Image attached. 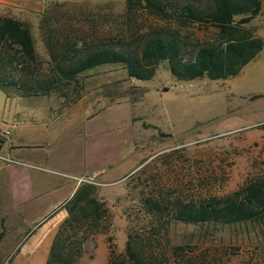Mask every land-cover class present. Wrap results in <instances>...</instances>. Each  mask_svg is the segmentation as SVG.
Returning a JSON list of instances; mask_svg holds the SVG:
<instances>
[{
	"label": "rangeland",
	"instance_id": "1",
	"mask_svg": "<svg viewBox=\"0 0 264 264\" xmlns=\"http://www.w3.org/2000/svg\"><path fill=\"white\" fill-rule=\"evenodd\" d=\"M159 1L168 15L142 4L126 6L124 0H0V16L25 24L43 73L45 28L59 39L96 42L117 36L130 40L149 29L175 31L185 43L182 51L216 38L213 26L185 21L179 14L181 6H202L203 0ZM238 26L243 34L258 37L261 48L231 77L176 79L165 61L143 80L129 77L119 63L75 76L84 113L96 115L102 126L110 112L108 124H124L132 131L130 140L118 144L116 138L109 146L114 166L88 178L82 171L71 191L64 183L75 182L66 178L78 168L77 158L74 169L47 163L46 171L57 169L60 175H47L46 216L20 238L3 242L1 264H56L62 253L65 264H105L112 258L129 264L115 257H127L126 242L151 264H264V217L229 224L175 219L180 200L223 197L247 179L264 176V14ZM59 99V91H51L16 101L0 89V117L9 104L40 108ZM122 99L127 108L113 115ZM128 147L130 159L117 164V155ZM58 157L63 159L62 150Z\"/></svg>",
	"mask_w": 264,
	"mask_h": 264
},
{
	"label": "trees",
	"instance_id": "2",
	"mask_svg": "<svg viewBox=\"0 0 264 264\" xmlns=\"http://www.w3.org/2000/svg\"><path fill=\"white\" fill-rule=\"evenodd\" d=\"M261 1L203 0L202 6H181L179 14L185 21L205 22L217 30L216 38L193 43L189 51L181 50L185 43L175 31L149 29L135 32L130 40L117 36L97 42L75 36L59 39L54 31H48L44 46L46 59L42 60L46 64L45 73L40 70L42 62L36 60L37 53L25 24L11 16H0V89L5 96L45 95L68 84L78 73L105 63H119L129 77L141 80L150 78L163 61L176 79L234 76L261 48L258 37L243 34L238 26L256 14H264ZM124 2L126 6L142 4L157 14L168 15L159 0ZM235 16H239L236 21ZM180 201L174 207L175 219L187 224H229L259 219L264 217V176L247 179L223 197ZM125 254L127 257L124 254L115 257H123L129 264H151L142 255L139 258L127 242ZM65 259L62 253L56 264H65ZM105 264H122V260L112 258Z\"/></svg>",
	"mask_w": 264,
	"mask_h": 264
},
{
	"label": "crops",
	"instance_id": "3",
	"mask_svg": "<svg viewBox=\"0 0 264 264\" xmlns=\"http://www.w3.org/2000/svg\"><path fill=\"white\" fill-rule=\"evenodd\" d=\"M42 39L45 46V29L42 31ZM58 91L61 99L55 104H44L40 108H28L25 105L18 108L9 104L1 113L0 127L13 117L17 118V122L10 127L9 140L0 146V153L14 160V163L0 160V248L5 240L20 238V234L28 232L46 216V186L50 183L47 175H60L54 172L57 169L46 171V166H51L47 163L74 169V158H77L78 168L74 169L75 172L70 170L73 174L69 173L70 177L66 178L75 182L64 183V188L68 187L71 191L79 178L83 177L82 171L88 178L103 175L114 166L115 154L110 152L109 146L115 143L116 138L118 144L130 140L132 131L126 130L124 124H108L110 112L106 114L107 121L102 126L97 124L96 115L84 113L81 84L77 78L61 85ZM46 95L48 93L43 96ZM9 96H14L16 101L24 97L13 94ZM122 101V106H113V115L127 108L124 106L125 101ZM99 145L100 151L97 149ZM77 149L81 153H77ZM60 150L63 151L61 160L58 157ZM53 152L56 159H51ZM129 159L130 147L126 154L117 155V164H124ZM3 253L0 249V264Z\"/></svg>",
	"mask_w": 264,
	"mask_h": 264
},
{
	"label": "built area",
	"instance_id": "4",
	"mask_svg": "<svg viewBox=\"0 0 264 264\" xmlns=\"http://www.w3.org/2000/svg\"><path fill=\"white\" fill-rule=\"evenodd\" d=\"M17 122V118L13 117L8 121L7 124H4L0 127V146L3 142L9 140L10 127ZM0 160L6 163H14V160L8 158L6 155L0 153Z\"/></svg>",
	"mask_w": 264,
	"mask_h": 264
}]
</instances>
